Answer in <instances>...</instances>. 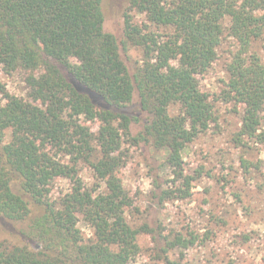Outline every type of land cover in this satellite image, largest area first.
<instances>
[{"label": "trees", "instance_id": "trees-1", "mask_svg": "<svg viewBox=\"0 0 264 264\" xmlns=\"http://www.w3.org/2000/svg\"><path fill=\"white\" fill-rule=\"evenodd\" d=\"M122 12L124 49L143 52L133 75L117 38L104 29L103 0H0V70L24 72L32 98L10 94L0 80V219L21 223L26 242L0 241V264H133L141 234L151 236L155 260L188 264L171 253L195 238L163 236L157 219L130 225L123 145L145 142L165 151L163 163L177 181L158 187L161 204L191 196L196 178L184 174V152L216 121L197 77L217 59L226 31L238 50L223 97L245 106L238 136L264 143V59L252 50L264 38V0H124ZM133 13L145 21L134 23ZM177 104L180 113L172 116ZM141 111L147 117L133 136ZM81 120L99 126L93 131ZM83 163L104 190L77 180ZM59 178L73 187L55 200L50 193ZM80 221L91 229L89 238Z\"/></svg>", "mask_w": 264, "mask_h": 264}, {"label": "rangeland", "instance_id": "rangeland-1", "mask_svg": "<svg viewBox=\"0 0 264 264\" xmlns=\"http://www.w3.org/2000/svg\"><path fill=\"white\" fill-rule=\"evenodd\" d=\"M123 5L124 0H103L104 29L117 38L121 57L133 75L142 63L143 52L130 45L124 49ZM143 21L144 15L133 13L134 23ZM252 48L264 59V38L254 42ZM237 50L238 43L226 31L218 47L217 59L206 73L197 77L200 89L214 104L216 121L184 152V174L196 178L189 198H171L161 204L158 187H172L173 180L177 179L172 169L163 163L165 151L156 149L152 143L132 146L126 141L123 145L126 165L120 174L129 200L127 218L130 225L140 228L145 221L157 219L163 227V236L182 234L188 239L195 238L190 248L171 253L172 259L188 264H264V143L256 137L238 136L245 106L223 97L229 78L227 66ZM0 80L10 94L32 102L24 72L9 75L0 70ZM134 101L139 102L137 92ZM169 112L177 115L180 106L172 105ZM146 117L141 111V121L132 122L133 136L142 131L141 122ZM260 118L259 133L264 132V109ZM82 123L93 131L99 126V122ZM10 139L11 130H6V141ZM80 166L77 180L90 191L104 190V182L95 177L92 169L84 163ZM180 183L181 180L177 185ZM72 187V180L59 178L52 185L50 197L59 200ZM78 226L86 238L92 235L83 221ZM21 228H24L21 223L0 219V241L9 245L26 244ZM138 243L141 251L133 264H165L155 260L150 235L141 234ZM30 246L37 245L30 243Z\"/></svg>", "mask_w": 264, "mask_h": 264}]
</instances>
